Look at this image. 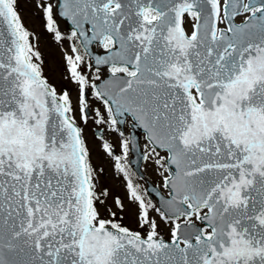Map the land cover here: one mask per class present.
I'll return each mask as SVG.
<instances>
[{
    "label": "snow or ice",
    "instance_id": "snow-or-ice-1",
    "mask_svg": "<svg viewBox=\"0 0 264 264\" xmlns=\"http://www.w3.org/2000/svg\"><path fill=\"white\" fill-rule=\"evenodd\" d=\"M28 2L72 87L0 0V264H264V0ZM126 127L161 185L134 182Z\"/></svg>",
    "mask_w": 264,
    "mask_h": 264
},
{
    "label": "rangeland",
    "instance_id": "rangeland-1",
    "mask_svg": "<svg viewBox=\"0 0 264 264\" xmlns=\"http://www.w3.org/2000/svg\"><path fill=\"white\" fill-rule=\"evenodd\" d=\"M19 11L26 27L35 31L37 35L40 37L39 50L43 55V59L45 62L44 70L49 80L52 83L56 84L58 87L63 86L71 89L72 87L71 85L66 84L62 81L64 67H63V59H62L63 54L61 51V47L53 39L51 34H48L46 31H44L40 18L35 14L34 5L28 2V0H19ZM186 27L190 32L191 22H189L186 25ZM61 31L65 33L69 31V29L66 27V25L63 22L61 23ZM63 47L64 48L68 47L67 41L63 43ZM72 92H73V98H75V90L72 89ZM96 129L97 126L93 125L91 121L88 127L85 129V137L87 139L88 146L92 151V161L94 164L104 167L105 170L104 175L101 177L102 186L109 188V190L112 191L114 195L119 194L123 198L125 197L126 193L124 188L121 186L122 178H120L118 174L114 173L111 167L110 159H108L100 149V141L97 140L94 136V132ZM128 133H129V128L126 127L125 135L128 136ZM106 138L109 139L110 142L116 143L115 150L117 154H119L120 148L118 142L116 141V137L112 136ZM140 145H141V149L143 150L144 136L142 134L140 139ZM163 154L164 153L161 152V155ZM141 169L144 174V178L137 176L133 172L131 167L128 165V170L132 175L134 182L138 183L141 186L142 190L146 187L145 180H149L155 186L161 185L162 177L158 174V171L156 170V166L152 162L143 160L141 164ZM160 171H162V169H160ZM125 203L127 204V201H125ZM109 204H111V200L109 201ZM123 222L130 228H136V223L131 215V212H129L126 215V218ZM162 234L164 235L165 239L169 238L168 230L163 228V226H162Z\"/></svg>",
    "mask_w": 264,
    "mask_h": 264
},
{
    "label": "water",
    "instance_id": "water-1",
    "mask_svg": "<svg viewBox=\"0 0 264 264\" xmlns=\"http://www.w3.org/2000/svg\"><path fill=\"white\" fill-rule=\"evenodd\" d=\"M137 132H142V130H140V129H131L130 134L133 136V138H137L138 137V139H139V136H138ZM141 153H142V150H141L140 145H139V147L134 152H132V156L129 158V161H130L129 165L132 166L133 170L139 176H143L142 171L140 169L141 162L143 161L142 158H141ZM147 187L155 188V186L151 182H149L148 180H147Z\"/></svg>",
    "mask_w": 264,
    "mask_h": 264
}]
</instances>
